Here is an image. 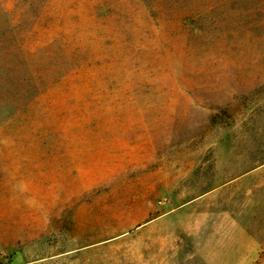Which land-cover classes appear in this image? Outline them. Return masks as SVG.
I'll use <instances>...</instances> for the list:
<instances>
[{
	"label": "rangeland",
	"instance_id": "1",
	"mask_svg": "<svg viewBox=\"0 0 264 264\" xmlns=\"http://www.w3.org/2000/svg\"><path fill=\"white\" fill-rule=\"evenodd\" d=\"M2 10L56 82L0 110V264H264V0Z\"/></svg>",
	"mask_w": 264,
	"mask_h": 264
},
{
	"label": "trees",
	"instance_id": "2",
	"mask_svg": "<svg viewBox=\"0 0 264 264\" xmlns=\"http://www.w3.org/2000/svg\"><path fill=\"white\" fill-rule=\"evenodd\" d=\"M1 18L5 21L0 29V110L9 117L56 82V76L32 70V59L23 52L24 46L14 34L17 22L7 10H2Z\"/></svg>",
	"mask_w": 264,
	"mask_h": 264
}]
</instances>
